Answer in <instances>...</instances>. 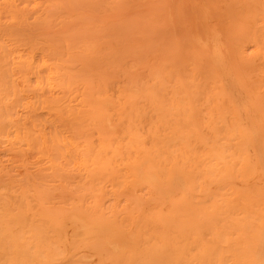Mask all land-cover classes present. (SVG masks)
<instances>
[{
  "label": "rangeland",
  "instance_id": "rangeland-1",
  "mask_svg": "<svg viewBox=\"0 0 264 264\" xmlns=\"http://www.w3.org/2000/svg\"><path fill=\"white\" fill-rule=\"evenodd\" d=\"M244 127L264 0H0V264H253Z\"/></svg>",
  "mask_w": 264,
  "mask_h": 264
},
{
  "label": "bare ground",
  "instance_id": "bare-ground-1",
  "mask_svg": "<svg viewBox=\"0 0 264 264\" xmlns=\"http://www.w3.org/2000/svg\"><path fill=\"white\" fill-rule=\"evenodd\" d=\"M235 91V90H234ZM238 105H237V107H236V112L237 113H241L242 114V112H243V107L242 106H244L243 104V102H241V101H237L236 102ZM247 107V106H246ZM245 107V108H246ZM239 113V114H240ZM242 116V115H241ZM244 116V115H243ZM241 117L240 118V120L242 121V123H243V121L245 122V120H244V117ZM247 118V117H246ZM247 121V120H246ZM9 127V126H8ZM244 129H245V133H244V135L247 137L246 139H245V147L247 148V152L249 151V152H251V151H254L255 152V154L258 156L257 157V159L258 160H260V158H261V156L263 155V151H264V147L263 146H261V141H259V133L258 132H252L253 131V129L251 128V127H244ZM6 132V131H5ZM40 133V132H39ZM5 134V133H4ZM15 136V135H14ZM243 146V145H242ZM26 147V146H25ZM248 152V153H249ZM247 155H249V154H247ZM264 156V155H263ZM249 157V156H248ZM250 157H251V155H250ZM71 160V159H70ZM249 161H250V159H248ZM72 161V160H71ZM75 161V160H74ZM80 161V160H79ZM73 162V161H72ZM71 162V163H72ZM255 162H257L256 160H255ZM70 163V164H71ZM250 163V162H249ZM258 163V162H257ZM69 164V165H70ZM80 164V163H79ZM254 163L252 162V165H253ZM256 164V163H255ZM254 164V165H255ZM251 167H253V166H251ZM260 168H261V172L263 173V178H264V164H262V162H261V165H260ZM218 169V168H217ZM260 170V169H259ZM148 173H151V172H149V171H147ZM137 176H138V178H137V181L138 182H141V181H147L146 179L147 178H150V179H152V177H153V174H148L147 175V173L146 172H144V170L142 169V166H140L139 167V165H137ZM261 176V177H262ZM179 177V176H178ZM178 177H177V175L175 176V178H173L174 179V182L173 183H175V182H177V180H181V178L179 177V179H178ZM155 180V177H154V179H153V181ZM263 181H264V179H263ZM155 182H156V180H155ZM181 182H182V180H181ZM178 185L177 186H179V184H180V182L179 183H177ZM172 186H174V185H172ZM180 187V186H179ZM182 187V186H181ZM169 188H171V187H169ZM172 189V188H171ZM175 189V188H174ZM183 189H184V187H183ZM170 191H172V193H173V190H170ZM169 192V191H168ZM163 194V193H162ZM165 197L167 196L168 197V195H169V193L166 195L165 194V192H164V194H163ZM164 196H162V198L164 197ZM165 197H164V199H165ZM166 197V198H167ZM161 198V197H160ZM154 199V198H153ZM162 204V203H161ZM71 215V214H70ZM70 215H69V217H70ZM71 217H73V216H71ZM70 217V219H72ZM73 218H77V217H75V215H74V217ZM75 219H74V221H75ZM78 219V218H77ZM77 219H76V221H77ZM263 219H264V214H263V217H262V221H261V225L259 226V232L258 233H262V236H261V238L259 239V240H257V242H256V246H255V248H254V252L251 250L250 252H253V255H254V257H253V264H264V221H263ZM72 221H73V219H72ZM76 221H75V223H76ZM79 222L81 221V219H79L78 220ZM77 221V222H78ZM68 222H71V221H69L68 220ZM72 223V222H71ZM74 223V222H73ZM69 224V223H68ZM81 224V223H80ZM85 224V223H84ZM83 224V225H84ZM72 225H74V224H72ZM78 226H79V224H78ZM256 241V240H255ZM248 249V248H247Z\"/></svg>",
  "mask_w": 264,
  "mask_h": 264
}]
</instances>
